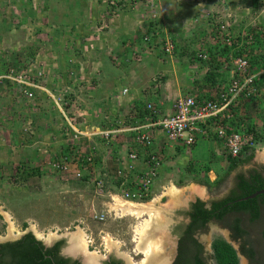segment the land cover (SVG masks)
I'll list each match as a JSON object with an SVG mask.
<instances>
[{
    "label": "rangeland",
    "instance_id": "obj_1",
    "mask_svg": "<svg viewBox=\"0 0 264 264\" xmlns=\"http://www.w3.org/2000/svg\"><path fill=\"white\" fill-rule=\"evenodd\" d=\"M182 1L186 8L190 3L204 2V5L196 7V16L184 12L183 19L170 11V7L175 6L172 0H0V75L31 65L33 72H40L36 81L43 88L35 91L36 113H22L14 108V105L18 107L15 101L9 103L4 95L9 83L0 78V243L14 241L28 231L37 235V230L44 234L42 242L46 239H51V244L62 241L60 248L64 254L72 235L80 230L87 252L95 258L114 251L129 256L134 264L140 263L143 254L135 248L134 231L147 215L139 219L133 215L113 214L104 219L98 217L102 215L103 203L110 200L108 193L114 191V182L106 175L115 172L129 149L136 151L139 160L145 158L146 149L134 142V130L117 132V139L110 144L104 140L85 141L83 145L75 143V148L65 138L66 119L83 131L87 130V125L111 124L123 129L143 121L138 118L137 107L134 114L130 105L118 102L115 110V106L111 108L100 98L112 67L119 75L143 76L148 88L159 89L164 75L162 69H158L159 62L167 59L174 65L178 62L192 64L195 54L204 50L208 59L196 61L201 64L198 69L201 68L202 73L195 79V88H200L201 96H205L204 91L216 82L206 78L215 73L216 68L227 72L219 85L228 83L233 65L228 49L223 48L214 34L218 19L229 24V34L234 40L240 30L259 32L252 57L256 64L252 67L264 66V0H257L254 6L251 0H179ZM213 2H217V6ZM190 25L199 32L198 49L192 43L188 46L187 40L192 39L194 33L190 37L184 35ZM179 28L181 35L177 32ZM110 39L111 42L116 39L118 51L110 50L111 59L107 60L110 64H103L102 56L109 51ZM166 40L173 44L171 53L164 50ZM78 42L89 45L82 49ZM98 59L102 65L95 63ZM70 67H73L72 74ZM120 83L125 82L121 80L115 86L119 88ZM115 90L109 94L114 99L120 92ZM159 100V96L149 97L155 109L163 113L164 104ZM173 100L165 99V103ZM243 117L244 124L254 133L253 157L229 172L223 142L215 137L208 139L217 141L216 155L203 156L208 148L198 145L196 153L202 156H172L168 151L161 156L153 193L144 204L159 197L155 204L163 225L156 231L155 238L157 252L165 264L175 251L173 225L184 217L183 212L190 202L200 200L209 205L220 200L234 189L239 174L264 168V80L259 84L258 95L245 105ZM19 136L26 142L18 143ZM60 137L63 139L57 141ZM85 137L79 140L84 141ZM196 143L189 150H193ZM50 148L53 151H49ZM90 150L95 162L85 169V165L75 162L73 157H83ZM64 158H68V169L61 172L54 164ZM76 168H80V179L74 177ZM97 180H102L101 188ZM173 184L180 193L171 201L163 192ZM10 222L13 229L9 227ZM260 225L249 224L243 239L254 251L255 264H264V240L259 234L264 225ZM204 231L199 239L207 255H211L209 244L223 239L236 250L238 264H249L238 254L239 243L230 241L227 232L212 223ZM108 241L113 242L111 248ZM208 262L216 264L209 257Z\"/></svg>",
    "mask_w": 264,
    "mask_h": 264
},
{
    "label": "built area",
    "instance_id": "obj_2",
    "mask_svg": "<svg viewBox=\"0 0 264 264\" xmlns=\"http://www.w3.org/2000/svg\"><path fill=\"white\" fill-rule=\"evenodd\" d=\"M214 34L219 39L218 42L227 47L228 56L233 65L228 83L210 85L205 96H201L196 90L176 96L171 104V112L167 114H161L150 102L145 104L147 114L144 119L146 122L131 129L135 131L134 142L146 149L145 158L139 160L136 151L129 149L128 155L121 159L115 172L112 175H106L111 182H114V191L108 193L110 200L103 203V212L98 219H104L110 214L118 215L111 208L115 197L136 203L145 202L151 197L162 160L160 154L151 151L154 142L152 126L161 132L168 144L181 140L190 147L203 138L220 139L227 158L246 154L254 149V133L247 124H244L243 114L245 105L258 95L259 84L264 77V66L254 68L251 64L257 47L255 32L240 30L234 40L229 34V24L218 19ZM164 45L165 52L171 53L173 44L166 40ZM207 59L208 54L204 50L195 54V60L198 62L207 61ZM70 73H73L72 69ZM39 76L40 72H33L31 65L20 70H11L10 73L2 76L14 84L11 99L17 106H19V98L24 99L27 106L33 104L34 90L39 88L36 81ZM125 91L124 89L123 93ZM66 123L65 138L73 143L75 148L77 142L85 144V141L79 140L82 136L88 138L99 135L101 140L108 144L113 135V132L109 130H102L98 133L94 130L83 131L67 119ZM67 159L64 158V161L54 164V167L65 172L68 169ZM73 159L75 162H81V165L84 164L85 169L95 162L91 150L83 157L81 155ZM74 175L75 178L80 179V168H76ZM96 183L99 188L103 186L102 180H97Z\"/></svg>",
    "mask_w": 264,
    "mask_h": 264
},
{
    "label": "crops",
    "instance_id": "obj_3",
    "mask_svg": "<svg viewBox=\"0 0 264 264\" xmlns=\"http://www.w3.org/2000/svg\"><path fill=\"white\" fill-rule=\"evenodd\" d=\"M167 1H171V0H167ZM172 1L175 3V6L170 7V11L172 10V12L175 13L176 16H182L183 19L185 18L183 16L184 12L186 13L188 11V12L192 13V16H194V15L196 16V13L198 11L197 8L199 6L204 5V2L195 3L194 5L190 3L189 6L186 8L184 6L185 4L183 1H182V3L179 2V0L178 1L172 0ZM215 3H217V2H213V5L217 6ZM170 11L166 12V9H164V12H166V13H169ZM211 14H213V12ZM182 18L180 21L183 20ZM110 21H111V19H110ZM178 31L180 32V28L177 30V32ZM208 31L209 30L207 29V32ZM179 32H178V34H179ZM184 33H185L184 35H187L188 37L191 36V33H194L195 38H193V36H194L193 35L192 39L187 40V42H188V46L189 45L191 46V43H192V44H194L193 46L196 49H198L199 48L198 40H199L200 36H199V32L195 31V26L190 25L188 28H186V31ZM188 33H190V34H188ZM179 35H181V34H179ZM113 40H114V42H111V39H110V43L108 44L109 51L107 50V52H105L104 56H102V59H103L102 63L103 64H110V62H107V60L111 57V56H108V54L111 55L110 50L113 51V53L115 51H118V48H117L118 46L115 47L116 39H113ZM82 42H78L77 45H79L82 49H85L86 46L89 45V43L85 42V44H83ZM206 46H208V45H206ZM104 49H106V47ZM118 53H119L118 54L119 57H121L122 53L120 51ZM193 61L194 62L192 64L191 63L185 64V63L178 62L175 65L172 64L173 61H169L167 59L165 60V62H163V61L159 62L158 69H162V73H164V75H162V83H160L159 89L151 87L154 90H152V89L148 88V86H146V82H145V79L143 78V76H137L138 74L137 75L132 74L134 77L133 76L130 77L129 73H123L122 75L121 74L119 75L118 73L115 72L116 71L115 68L112 67L110 73L107 74V77H108V80L106 81L107 84H106V86L104 85L103 88L101 89V91H102L101 95L102 96L100 98L101 99L103 98L105 101V104L106 105L109 104L111 106V108H114V106L116 104H118V102H122L124 104V106L130 105L131 106L130 109L135 114V112H137V109H141V110L145 109L144 107H145V104L149 102V97L151 98L152 95L153 96H159L160 97L159 101L161 102V105L164 104V105H162V108L164 109L163 113L164 114L170 113L172 103L169 104L167 101V103L169 104L168 105L167 103H165L166 102L165 99H169V98L174 99L176 96L180 95L181 93H186L189 91H195L196 90V91H198L199 94L202 91V90H200V88H195L196 87V80L195 79H199L198 75H201L200 73H202V69L201 68L198 69V67L201 66V64L196 63L195 59ZM95 63L97 65H99V64L102 65L100 59H98V61H96ZM143 64L146 65L145 63H143ZM219 64H220V62H219ZM73 65H74V63H73ZM73 67H70L69 69H73ZM139 69H141V68H139ZM204 70L205 69H203V71ZM214 71H215L214 74L216 75V77H215L216 82L215 83L219 84V83L223 82L225 77H227V72L226 71L224 72V70L221 68H216ZM142 75H144V74H142ZM2 76L3 75H0V78H2ZM121 80H123V82H125V83H120L121 85L119 86V88L116 87L115 85L117 83H119ZM7 83H9V85H8L9 89L7 91H5L6 94H4V95L6 97H8V100L10 103V101L12 100L11 99V92L13 90L12 88L14 87V84L9 80H7ZM215 83H213L212 85H214ZM39 88L43 89L42 86L41 87L39 86ZM39 88H36L34 90V95H35V91ZM10 89H12V90H10ZM115 89L119 90L120 92L118 93L117 98L114 99L111 96H109V94H111L113 92V90L116 91ZM124 89L126 90L125 93H123ZM208 89H210V86H208L207 90ZM204 92H206V91H204ZM163 100H164V102H163ZM18 104H19L18 107H15V105H14V108H17L16 110H19L22 113L28 111L29 114H31V115L36 113L35 112L37 109L36 105H38L36 95H35V101L33 102L32 105L27 106L25 100L22 98H19ZM116 107L117 106H115V110H116ZM134 107H137V109H135ZM62 110L63 109L59 108V111H62ZM111 110H113V109H111ZM160 113L163 114L162 111H160ZM134 114H133V116H134ZM145 122H146L145 119H143V121L140 124H144ZM3 125H4V123H3ZM138 125L134 124L128 128L126 127L123 129H121V128L117 129V127H114L111 124L110 125L105 124L104 126H102L100 124H98V125L93 124V125H89V126L87 125V126H85V128H87V131L88 130H94L96 133H98L102 130L112 131L113 132L112 138L108 142L110 144L114 141V139H117V134H116L117 132L122 131V130H131ZM16 130L19 131V127H17ZM151 131L154 134V142H153V145L151 147V151L156 152V153L160 154L161 156H164V152H166V151H168L170 154H172V156H198V155L202 156L201 153H196L198 145H201V146L204 145V148H206V146L208 148L206 153L203 156L210 157V156H213L214 153L216 155L217 141H210V139H208V138H203L197 142L198 144L196 143L193 150H189L190 147L186 146L184 144V142L181 140H179L177 142H173L172 144H168L167 142H165V138L163 137L161 132L159 130H156V128L154 126L151 127ZM18 138H19V141H17L18 143H25L26 142L25 138L20 137V136ZM61 139H63V138L60 137V139H56V140L59 141ZM84 141L102 142L101 137L99 135L88 137V138L86 137L84 139ZM49 151H53L52 148H50ZM175 187H177V186H175Z\"/></svg>",
    "mask_w": 264,
    "mask_h": 264
},
{
    "label": "trees",
    "instance_id": "obj_4",
    "mask_svg": "<svg viewBox=\"0 0 264 264\" xmlns=\"http://www.w3.org/2000/svg\"><path fill=\"white\" fill-rule=\"evenodd\" d=\"M252 5H256L257 0H251ZM259 32L255 33L257 38ZM223 48L227 49L226 46ZM251 64L254 65L256 62L254 58L251 59ZM216 75L210 73L207 76V80L215 82ZM264 80L262 77L261 82ZM260 82V83H261ZM147 111L138 109L139 120L144 119ZM253 157V149L246 154H239L236 157H228L227 172L235 168L237 165L246 163ZM249 178H245L243 174L237 176L239 183V193H233L229 197L213 201L210 208H204V203L200 200H196L195 207L192 211V218L195 222L201 219L202 222H206L210 218L221 216L224 212L238 209L247 210L251 213V217L254 218L257 215L256 202L260 198L264 203V193L258 194L252 198L244 197L252 194L253 192L264 188V178L256 170H250ZM201 224V222H198ZM264 235V232H263ZM62 241L55 242L52 246L46 247L40 240L30 232L22 234L18 239L14 241H7L0 243V264H67L68 260L57 255L61 247ZM245 242L242 244V253L247 257H252L251 248L246 247ZM212 254L211 257L214 259L216 264H238V257L236 250L231 244L223 239H215L211 244Z\"/></svg>",
    "mask_w": 264,
    "mask_h": 264
},
{
    "label": "flooded vegetation",
    "instance_id": "obj_5",
    "mask_svg": "<svg viewBox=\"0 0 264 264\" xmlns=\"http://www.w3.org/2000/svg\"><path fill=\"white\" fill-rule=\"evenodd\" d=\"M256 170L264 178V168H256ZM243 176L248 179L250 173L245 175L243 174ZM238 183L239 180L237 178L235 181L234 189L231 191V193L221 198L220 200L229 197L233 193H239ZM195 203L196 200L190 202L183 212L184 217L178 220L173 225L172 232L175 235V251L173 257L170 259V261H168V264H209L208 257L210 259L213 258L210 254H206L199 237L200 235L205 234L204 230L210 223L217 225L220 230H224L225 232H227L230 237V241L239 243L238 254L244 257L249 264H255L253 261L254 251L251 249L253 254L252 257L249 258L242 253L243 248L241 246L243 242H245L243 241V239L246 235L247 227L249 224L257 222L261 223L260 226L264 225V203L262 202V200L260 198L257 199V215L254 218L251 217V213L247 210L232 209L224 212L219 217L214 216L206 222H202L201 219H198L197 222L193 220L192 211L196 206ZM211 203H209V205L204 204L203 207L210 208ZM198 222H201V224H198ZM263 232L264 226H262L259 230L260 238L264 240ZM53 244L46 247H50ZM211 244L212 242L209 244V248L211 249L212 254ZM246 247L247 245H245V248ZM57 255L59 257L67 259V264H91L89 260H87L86 253L82 251H79V253L75 255V257H72L63 254L60 248L57 252ZM96 261V264H134L129 256L114 251H111L107 255L101 256L98 259L96 258Z\"/></svg>",
    "mask_w": 264,
    "mask_h": 264
},
{
    "label": "bare ground",
    "instance_id": "obj_6",
    "mask_svg": "<svg viewBox=\"0 0 264 264\" xmlns=\"http://www.w3.org/2000/svg\"><path fill=\"white\" fill-rule=\"evenodd\" d=\"M179 189L174 185L169 186L163 192L170 196L171 201L176 199ZM180 193V192H179ZM115 200L111 204V208L114 209L119 217L124 215H133L135 218H142L143 215H147V218H143L140 221V225L136 227L134 233L135 248L142 252L143 258L140 260L139 264H164L166 261L157 252L158 242L155 238L156 231L159 230L160 226L163 225L158 216L159 212L155 202L158 201L159 197H155L150 203L144 204L145 202L136 203L130 201H124L119 197H115ZM10 229H13V223L9 224ZM38 237H43L44 234L35 230ZM155 234V235H154ZM52 235V234H51ZM50 237V234H48ZM71 244L66 249L70 253H77L79 250L86 253L87 260L91 264H96L95 256L90 252H87V244L84 240L83 234L80 230L75 232L71 238ZM113 242L108 241V245L111 248ZM88 262V263H89Z\"/></svg>",
    "mask_w": 264,
    "mask_h": 264
},
{
    "label": "water",
    "instance_id": "obj_7",
    "mask_svg": "<svg viewBox=\"0 0 264 264\" xmlns=\"http://www.w3.org/2000/svg\"><path fill=\"white\" fill-rule=\"evenodd\" d=\"M261 193H264V188L259 189V190L255 191V192H253L252 194H250V195L244 197L243 199H246V198H252V197H255L256 195L261 194ZM34 236L36 237V239H38V240L41 241V238H40V237H38V236L35 235V234H34ZM41 242H42V241H41ZM42 243H43L45 246H49V245H51V239H50V240L46 239V240H44V242H42ZM69 244H70V241L68 242V245H69ZM79 251H80V250H79ZM79 251H78L77 253H70V252H68L66 249L63 250V252H64L65 255H69V256H72V257H75V255H77V254L79 253Z\"/></svg>",
    "mask_w": 264,
    "mask_h": 264
}]
</instances>
